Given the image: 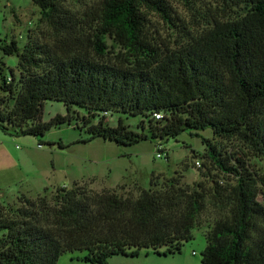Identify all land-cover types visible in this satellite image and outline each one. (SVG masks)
<instances>
[{"label": "trees", "instance_id": "trees-1", "mask_svg": "<svg viewBox=\"0 0 264 264\" xmlns=\"http://www.w3.org/2000/svg\"><path fill=\"white\" fill-rule=\"evenodd\" d=\"M227 1L243 4V14L212 22L160 52L148 37L144 14L170 21L165 0H31L37 30L26 33L20 49L13 40L0 46L3 55L16 57L15 70L1 76V131L42 136L68 123L72 107L85 113L77 119L87 134L83 143L101 138L129 146L193 131L203 158L222 177L208 176L209 188L184 186L178 177L157 188L149 181L146 190L138 187L128 196L117 191L121 186L92 191L78 182L49 196L46 189L34 199L18 196L11 205L0 204V264H56L73 251L83 252L77 259L89 264L147 250L172 255L200 227L201 264H264V175L244 160L222 156L197 134L210 130L217 138H235L264 160V0ZM105 36L129 60L104 61ZM46 100L61 102L66 114L42 123ZM107 114L145 119V131H132L121 119L109 127ZM206 206L215 217L201 226Z\"/></svg>", "mask_w": 264, "mask_h": 264}, {"label": "rangeland", "instance_id": "rangeland-1", "mask_svg": "<svg viewBox=\"0 0 264 264\" xmlns=\"http://www.w3.org/2000/svg\"><path fill=\"white\" fill-rule=\"evenodd\" d=\"M88 1L95 3L99 0ZM228 3L227 0H165L170 21L145 12V29L154 47L160 52L169 51L188 37L211 27L212 22L232 20L243 14V4L234 7ZM38 18V10L32 6L31 0H0V46L13 40L20 49L26 33L37 30ZM104 42V61L129 60L127 52L114 42L112 36H105ZM15 66L16 57L3 55L0 51V84L1 76L9 77V70L14 71ZM6 105L10 106V103ZM65 114L61 102L46 100L42 104L40 121L46 123L55 115ZM84 114L81 108L72 107L67 114L71 117L68 123L52 126L42 136L10 135L0 130V204L11 205L18 196L34 199L42 194L43 189L49 196L54 189L69 188L73 182L92 191L121 186L122 190L117 191L128 196L134 195L138 187L146 190L149 181L153 188H157L172 177H178L187 187L201 183L209 188L208 176L221 180L222 175L203 158L204 147L199 138L192 136L193 131H184L175 140H145L129 146L101 138L83 143L81 141L87 138V134L79 128L77 119ZM97 119L99 116L90 123L94 124ZM118 119L132 131H145V119L140 117L107 114L103 121L105 125L115 127ZM197 134L214 145L222 156L244 160L252 171L264 175L263 158L253 155L241 141L214 137L210 130ZM157 154L161 156L156 157ZM6 164L11 171L1 173ZM256 200L261 201L260 193H257ZM209 208L206 206L198 218L201 226L210 224L215 217ZM203 232V227L193 228L191 239L182 244L179 253L160 256L147 250L135 258L111 256L106 264H201L200 254L205 246ZM82 255L81 251L62 253L56 264H89L77 259Z\"/></svg>", "mask_w": 264, "mask_h": 264}, {"label": "built area", "instance_id": "built-area-1", "mask_svg": "<svg viewBox=\"0 0 264 264\" xmlns=\"http://www.w3.org/2000/svg\"><path fill=\"white\" fill-rule=\"evenodd\" d=\"M160 115H154V118L156 119V120H159L160 119ZM39 146V145H38ZM164 155V154H163ZM161 155L160 154H157L156 155V157H160ZM164 157H165V155H164ZM195 165H198V162H195Z\"/></svg>", "mask_w": 264, "mask_h": 264}, {"label": "crops", "instance_id": "crops-1", "mask_svg": "<svg viewBox=\"0 0 264 264\" xmlns=\"http://www.w3.org/2000/svg\"><path fill=\"white\" fill-rule=\"evenodd\" d=\"M11 171V168H8V165L6 164V168L4 171H1V173H7V172H10Z\"/></svg>", "mask_w": 264, "mask_h": 264}]
</instances>
